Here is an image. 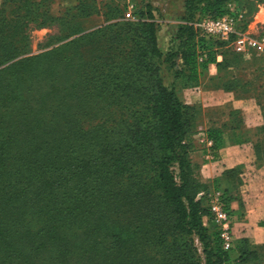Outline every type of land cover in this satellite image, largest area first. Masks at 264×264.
I'll list each match as a JSON object with an SVG mask.
<instances>
[{
  "label": "trees",
  "instance_id": "16d2710c",
  "mask_svg": "<svg viewBox=\"0 0 264 264\" xmlns=\"http://www.w3.org/2000/svg\"><path fill=\"white\" fill-rule=\"evenodd\" d=\"M232 3L237 0L187 1L186 24L171 40L175 48L163 54L149 6L137 23L87 29L96 13L91 0H77L58 16L53 0H0V264L262 260L246 240L222 250L215 227L204 225L212 190L222 193L233 215L241 168L201 180L190 157L197 109L181 102L159 70L162 56L172 60L173 83L185 78L181 88L198 86L209 65L217 69L212 79L239 70L240 55L215 51L234 36L206 39L192 27L197 13L217 19ZM50 26L58 34L49 38V49L29 56V30ZM254 71L264 76V66ZM231 80L221 89L235 91L241 80ZM260 89L255 96L264 113V84ZM236 115L231 112L227 128L239 144L249 138L237 133ZM205 133L220 151L222 131ZM253 149L256 162H264V141Z\"/></svg>",
  "mask_w": 264,
  "mask_h": 264
},
{
  "label": "rangeland",
  "instance_id": "374dc122",
  "mask_svg": "<svg viewBox=\"0 0 264 264\" xmlns=\"http://www.w3.org/2000/svg\"><path fill=\"white\" fill-rule=\"evenodd\" d=\"M187 1L189 0H171L170 3L168 0H165L164 3H158L155 7L151 2H161V0H91V3L94 4L96 13L86 20L85 27L87 29H94L101 25H111L114 23H137L139 21L138 14H146L148 12L147 6H149L157 26V33L162 36L165 32L168 33L169 37H164L163 42L168 45L167 50H173V48H175V42L171 40H174L177 29L181 25L186 24L184 20L187 18L185 7ZM227 10L228 12L224 16L234 13L239 18L237 26L239 34L252 38L264 37V0H237V3L228 4ZM63 11V8L58 6V4L54 5L53 2L52 12L55 16H58L59 13ZM196 16L198 19L195 20V23L203 22L204 19L208 18L198 17V13ZM57 34L58 29L56 27L50 26L41 29L31 28L29 30L30 51L28 55H38L47 51L49 49L47 45L52 43L49 38ZM219 50H225L226 52L230 51L240 55L242 57L240 60V69L237 71H222L220 76L216 79L207 76L201 77L202 79L200 78L198 86L203 91V98L201 100L200 97H202V95H194L198 98L190 104H187V102L189 101V96L192 95L189 92L191 88H181V86L185 84V78L177 80L175 84L173 83L175 73L172 67V60L162 56L159 60V70L164 84L167 86L172 85L177 90L181 102L197 109L199 116L198 126L196 128L197 132H205L208 129L217 128L222 131L224 142H229L231 141V137L227 126L230 125L232 121L230 117L231 112H237L238 116L244 119V115L247 114L248 111L249 113L252 112L256 114L258 113L257 111L260 112L261 109L256 103L246 102L244 105H240L239 109L234 110L228 102L227 96H225L228 95L229 91H225V88L221 89V86L222 84L228 86V83L232 81L231 78L241 80V83L236 86V89L241 91L235 95L233 94V96L242 100L252 99L253 96L257 95L256 93L261 90L260 87L262 84H264L263 74L258 75L254 71L256 67L264 66V54H258L253 50L237 52L232 42L227 43L220 49H215L217 53ZM216 60L220 62L222 60L221 56L217 54ZM245 90H249V93H246V95L242 93V91ZM251 90H256V92L254 93L252 91L251 93ZM107 111V109H103L104 114H107ZM109 115H112V111L109 112ZM113 116L115 115L113 114ZM90 124L95 126V122ZM246 155L250 156V153L248 154L244 151L235 153L233 150H229L227 151L226 158L231 160L234 156L236 159L230 163L225 159L224 164L226 168H231L227 170H235L239 168L238 166H243L242 169H237L238 179L235 181V184H238V186L235 192L242 197V204H244V206H250L252 203L250 197L252 195L255 196V194L260 191L264 192V169H261L259 163H257L255 159L252 163L253 158H251V161L248 160V162L243 164L244 157L247 159ZM252 157H254V154H252ZM191 161L201 180H206L207 178H212L208 180H214L219 178L216 177L218 171L216 172L214 169L217 167H202V165L204 166V159L199 154L192 158ZM258 222L263 221L243 211H233V241L240 242V240H246L249 250L256 251L257 255H261L262 259H264V235L260 230L251 227L252 225H257ZM196 248L199 253L200 248L197 243ZM237 255L236 251H233V253H231V258H235Z\"/></svg>",
  "mask_w": 264,
  "mask_h": 264
},
{
  "label": "crops",
  "instance_id": "0c3cea01",
  "mask_svg": "<svg viewBox=\"0 0 264 264\" xmlns=\"http://www.w3.org/2000/svg\"><path fill=\"white\" fill-rule=\"evenodd\" d=\"M168 1L171 3V0H168ZM53 2H54V5L58 4V6H60L64 10L67 8L75 7L77 4V0H53ZM164 2H165V0H161V2H151V3L156 7V5H158V3L161 4ZM164 37L165 38L169 37L167 32H165V34L163 36L159 35L158 33L156 34L157 47L161 51V53H163V54L168 51L167 50L168 45H166L163 42ZM217 62H218V60H217ZM205 76H207L209 78H213V77L217 76V69H216L215 65H209L208 66L207 73L203 77H205ZM239 91H241V90L235 89V91H231L228 93V95H225V96H227L228 102L230 103V105L233 107L234 110L239 109V106L244 105V103H246V102L247 103L253 102V103H256L257 105H259V103H262V100L258 99L255 95L253 96L252 99H247V100H242L240 98H236V96H233V94L235 95ZM189 92L192 95L189 96V101L187 102V104L192 103V101H194L195 99L198 98L194 95H202V97H200V99L202 100L203 91L201 90V88L199 86L191 88L189 90ZM242 93L246 95L245 91H242ZM251 93H252V91H251ZM257 112L258 113L254 114L252 112L249 113V111H248V113L244 115L245 116L244 119L241 116L239 117L238 115H236V118L233 119L234 121H236L235 126L240 125V127H241L242 132L237 131V133L240 132L241 135L244 134L242 136L249 138V140L244 142V143L241 142L239 144L233 142V140H232V142L231 141L224 142V145H223L222 149L220 150L217 162L213 163V164H206L204 162V166L202 165V167H204V168H208V167H212V166L217 167V168H214L216 170V172L218 171V173H216V177L220 178L221 174L224 171H226L227 169H231V168L225 167V164H224L225 159L228 160L229 163L236 159L234 156L232 157L231 160H229V158H226L227 157V151H229V150H233L235 153H239V152H243V151L248 153V154L250 153V156L246 155L247 159L244 157V161L242 163L245 164L246 162H248V160L251 161V158H253V160H252V163H253V161L255 159V157H252V154H254L253 144L258 139L264 141V134L262 132L259 133L260 128L264 127V113H262L261 111L260 112L257 111ZM237 120H239L240 124H239V122L237 123ZM238 137L240 138V136H238ZM197 154H199L197 151H192L191 159L196 157ZM218 165H220V166H218ZM259 166L261 167V169H264V162H259ZM238 167L241 169L243 168V166H241V165ZM208 179H212V178H207L206 180H202V181H204V182L212 181V180H208ZM250 198H251L250 200L252 201L251 205L250 206L249 205L244 206V204H242V201H243L242 197L234 191L233 192V199L230 202V209L232 211H237V210L243 211L250 216L257 217L258 219H260V221H264V192L260 191L257 194H255V196L252 195ZM204 223H206L205 219H204ZM258 223H257V225H252L251 227H255L256 229L260 230V232H262L264 235V227H259ZM262 260L258 264H264V259H262Z\"/></svg>",
  "mask_w": 264,
  "mask_h": 264
},
{
  "label": "built area",
  "instance_id": "2783aa9c",
  "mask_svg": "<svg viewBox=\"0 0 264 264\" xmlns=\"http://www.w3.org/2000/svg\"><path fill=\"white\" fill-rule=\"evenodd\" d=\"M238 22L239 18L234 13H231L228 16L217 19L206 18L203 22H194L192 27L201 37L206 39L228 42L230 37L234 36L235 39L232 44L237 52L253 50L258 54H264V37L252 38L239 34ZM202 59L200 58L199 61H202ZM192 141L194 144L193 151H197L206 164L217 162L220 151L213 149L214 144L212 140L208 139L205 132H197L192 137ZM201 196H203L202 193L198 194L197 198L199 199ZM207 200L210 217L205 218L206 223L204 225L209 222L215 227L222 250L228 251L233 244V215L230 214V211L225 210L224 198L221 192L212 190L208 194Z\"/></svg>",
  "mask_w": 264,
  "mask_h": 264
}]
</instances>
